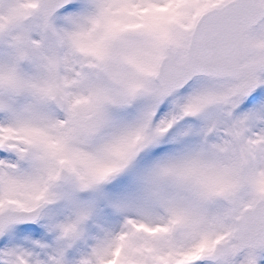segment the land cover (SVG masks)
Instances as JSON below:
<instances>
[{"label":"snow or ice","instance_id":"snow-or-ice-1","mask_svg":"<svg viewBox=\"0 0 264 264\" xmlns=\"http://www.w3.org/2000/svg\"><path fill=\"white\" fill-rule=\"evenodd\" d=\"M0 264H264V0H0Z\"/></svg>","mask_w":264,"mask_h":264}]
</instances>
